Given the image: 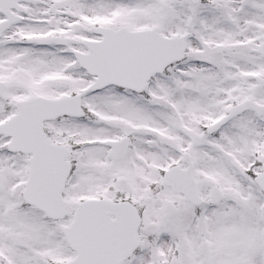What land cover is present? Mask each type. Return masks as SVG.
<instances>
[{"label":"snow or ice","instance_id":"obj_1","mask_svg":"<svg viewBox=\"0 0 264 264\" xmlns=\"http://www.w3.org/2000/svg\"><path fill=\"white\" fill-rule=\"evenodd\" d=\"M0 264H264V0H0Z\"/></svg>","mask_w":264,"mask_h":264}]
</instances>
